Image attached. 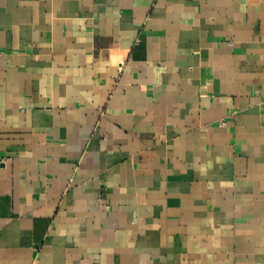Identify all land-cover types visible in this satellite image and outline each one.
Instances as JSON below:
<instances>
[{"label":"crops","instance_id":"0c3cea01","mask_svg":"<svg viewBox=\"0 0 264 264\" xmlns=\"http://www.w3.org/2000/svg\"><path fill=\"white\" fill-rule=\"evenodd\" d=\"M0 264H264V0H0Z\"/></svg>","mask_w":264,"mask_h":264}]
</instances>
